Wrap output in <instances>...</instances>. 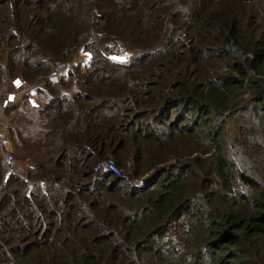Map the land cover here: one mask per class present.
Instances as JSON below:
<instances>
[{
    "label": "trees",
    "instance_id": "16d2710c",
    "mask_svg": "<svg viewBox=\"0 0 264 264\" xmlns=\"http://www.w3.org/2000/svg\"><path fill=\"white\" fill-rule=\"evenodd\" d=\"M5 75L0 264H264V0H0Z\"/></svg>",
    "mask_w": 264,
    "mask_h": 264
},
{
    "label": "built area",
    "instance_id": "2783aa9c",
    "mask_svg": "<svg viewBox=\"0 0 264 264\" xmlns=\"http://www.w3.org/2000/svg\"><path fill=\"white\" fill-rule=\"evenodd\" d=\"M233 46H231L232 48ZM233 49V48H232ZM236 51L235 49H233ZM29 88V84L27 79L23 77H10L8 75H5L2 79L1 85H0V111L3 113L4 109L10 106L11 104L15 103L18 96L24 92L26 89ZM8 129L7 123L2 127V136L4 138L2 139V142L5 140V134ZM3 149L4 146H3ZM4 153V162L7 166V168H12L15 170V166L17 164L16 158L13 155V153L9 150L3 151ZM97 168H102L105 171L111 172L117 176H122L124 171L119 169L113 160L109 159L107 161H103L100 163V165L97 166Z\"/></svg>",
    "mask_w": 264,
    "mask_h": 264
},
{
    "label": "rangeland",
    "instance_id": "374dc122",
    "mask_svg": "<svg viewBox=\"0 0 264 264\" xmlns=\"http://www.w3.org/2000/svg\"><path fill=\"white\" fill-rule=\"evenodd\" d=\"M233 48V47H232ZM231 48V49H232ZM233 50V49H232ZM85 50L82 48L81 50H79L78 51V53L76 54V57H75V60L73 61V63H72V65H80L81 66V68H82V70L83 71H85L86 70V67H87V62H88V60H89V58H90V56H89V54H88V52H84ZM233 53H235V55H236V58H237V60H242V59H240V57H243L244 58V55H241V56H239V53H238V51L236 50V51H233ZM114 57V59H116V60H120V61H128V60H130L132 57H133V53L131 52V51H125V52H123V53H121L120 55H117V56H113ZM3 121V118L0 116V122H2ZM6 124V122H2V127L4 126ZM1 126H0V128H2ZM1 130V129H0ZM7 144V145H6ZM3 145H4V148L5 149H3V147H2V152L3 151H7V150H9V151H11V148L8 146V143H7V141H3ZM12 152V151H11ZM4 153V152H3ZM15 158H16V156H15ZM16 161H17V164H18V158H16ZM22 163H21V165L22 166H20V168H22V169H24L25 167H26V165H27V163H28V161H21ZM125 175H127L128 177H131L132 178V172L131 171H125V172H123ZM123 174V175H124ZM137 182V181H136Z\"/></svg>",
    "mask_w": 264,
    "mask_h": 264
},
{
    "label": "water",
    "instance_id": "95a60500",
    "mask_svg": "<svg viewBox=\"0 0 264 264\" xmlns=\"http://www.w3.org/2000/svg\"><path fill=\"white\" fill-rule=\"evenodd\" d=\"M237 51H238V53H239V56L243 55L242 52H240L239 50H237ZM240 59H242L241 62L245 64V59H244L243 57H240ZM13 172H14V169H12V168H10V167L7 168V170H6V175H5V181H7V180L9 179L10 175H11ZM30 188H31V187H30Z\"/></svg>",
    "mask_w": 264,
    "mask_h": 264
},
{
    "label": "crops",
    "instance_id": "0c3cea01",
    "mask_svg": "<svg viewBox=\"0 0 264 264\" xmlns=\"http://www.w3.org/2000/svg\"><path fill=\"white\" fill-rule=\"evenodd\" d=\"M1 130H0V134H2V128H0ZM28 163H29V161H28Z\"/></svg>",
    "mask_w": 264,
    "mask_h": 264
}]
</instances>
